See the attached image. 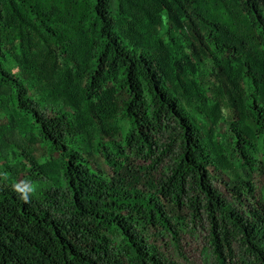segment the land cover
<instances>
[{"label": "trees", "instance_id": "16d2710c", "mask_svg": "<svg viewBox=\"0 0 264 264\" xmlns=\"http://www.w3.org/2000/svg\"><path fill=\"white\" fill-rule=\"evenodd\" d=\"M0 114V264H264V0H0Z\"/></svg>", "mask_w": 264, "mask_h": 264}, {"label": "rangeland", "instance_id": "374dc122", "mask_svg": "<svg viewBox=\"0 0 264 264\" xmlns=\"http://www.w3.org/2000/svg\"><path fill=\"white\" fill-rule=\"evenodd\" d=\"M4 116L0 114V120H4ZM17 137V142L22 143L21 145L25 147L27 152L36 158L38 162L44 163L46 160H49L51 158V152L49 149L42 145L37 140H28L21 137ZM15 150L8 152V157L6 158V164L11 166L19 165L18 159L21 161L23 160V157L20 155L21 151L14 148ZM20 149V148H19ZM53 157H56L55 154ZM22 158V159H21ZM25 162V161H24ZM22 163V162H21ZM20 167V165H19ZM264 183V178L260 179ZM19 183L20 185H24V182L22 181L21 175L19 176ZM218 186V184H216ZM221 187V186H219ZM260 187H262V184H260ZM242 206L244 208H249L251 201L247 197L241 198ZM237 205H241L240 202L235 201ZM186 225H183L180 231V235L178 238L179 245L183 252H181L185 258L187 259L186 264H211V262H206L205 260V250L204 248L207 245V241L205 239L204 233L200 229V227L194 223H190V221H187L185 223ZM156 245L162 249L164 254L171 256L175 259H177L180 262H184V258L179 257L173 250V247L168 242V238L166 237H158L156 239Z\"/></svg>", "mask_w": 264, "mask_h": 264}]
</instances>
